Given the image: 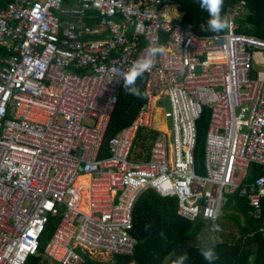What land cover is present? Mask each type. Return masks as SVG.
I'll use <instances>...</instances> for the list:
<instances>
[{
	"label": "built area",
	"instance_id": "built-area-1",
	"mask_svg": "<svg viewBox=\"0 0 264 264\" xmlns=\"http://www.w3.org/2000/svg\"><path fill=\"white\" fill-rule=\"evenodd\" d=\"M170 4L8 0L0 9V264H26L37 255L53 217L46 264L132 255V211L142 191L174 197L186 219L214 221L224 192L240 187L251 163L263 172L241 193L259 215L264 71H253L264 65V38L237 30L245 0L209 35L181 15L170 17ZM145 58L144 102L100 155L123 79ZM203 108L209 119L198 173L196 120ZM141 129L156 137L148 159L132 160Z\"/></svg>",
	"mask_w": 264,
	"mask_h": 264
},
{
	"label": "trees",
	"instance_id": "trees-1",
	"mask_svg": "<svg viewBox=\"0 0 264 264\" xmlns=\"http://www.w3.org/2000/svg\"><path fill=\"white\" fill-rule=\"evenodd\" d=\"M7 1L0 0V9ZM237 1L239 0H222L220 8L222 20L224 14ZM172 2L179 8L182 22L194 23L197 33L209 35L215 32L209 30L208 13L200 7L199 0H172ZM245 2L247 11L237 20V30L264 38V0H245ZM67 19L72 18L67 17ZM129 74L135 75L132 71ZM144 81L145 73L141 72L135 78V86L141 93L139 96L131 95L122 86L104 134L100 155L106 154L109 138L131 122L144 102ZM208 119V110L203 108L200 117L196 120L194 168L198 173H202L203 169L202 157ZM160 128L164 129V126ZM137 135L131 159L145 160L148 158L150 142L156 137V132L141 129ZM262 172L260 164L251 163L240 187L228 194L229 197L225 199L223 208L234 209L242 216L243 223L239 225L238 236L230 237L228 234L220 233L219 236L222 237L220 240L207 239L205 228L218 222V218L203 222L200 219H186L177 214V201L174 197H162L155 190L148 188L137 197L132 211L133 225L130 234L136 240L132 255L114 254L110 261L104 262L84 254L83 264H176L181 254L187 256L184 264H209L200 252L204 246L214 249L216 259L211 264H249L250 260H253L254 264H264V196L261 197L260 213L256 217L250 212L251 207L246 195L241 193L242 188L249 187ZM56 220V217L49 220L40 240L38 254L29 257L26 264H46L42 252Z\"/></svg>",
	"mask_w": 264,
	"mask_h": 264
},
{
	"label": "clouds",
	"instance_id": "clouds-1",
	"mask_svg": "<svg viewBox=\"0 0 264 264\" xmlns=\"http://www.w3.org/2000/svg\"><path fill=\"white\" fill-rule=\"evenodd\" d=\"M199 3H200V7L208 13L207 24H208L209 30L217 31L223 28L224 21L222 20L221 15H220V8H221L222 0H215V3H216L215 9H213L212 7L213 0H199ZM149 63H150V60L148 58L137 61L132 66V72H134L135 75L129 74L123 79V88L131 95L133 96L141 95L139 89L135 86V78L137 75H139L149 66ZM200 252L203 258L206 261H208L209 264H211V262L216 259L214 249L210 246L202 247ZM186 259H187L186 254H181L178 257L176 264H184V261Z\"/></svg>",
	"mask_w": 264,
	"mask_h": 264
},
{
	"label": "rangeland",
	"instance_id": "rangeland-1",
	"mask_svg": "<svg viewBox=\"0 0 264 264\" xmlns=\"http://www.w3.org/2000/svg\"><path fill=\"white\" fill-rule=\"evenodd\" d=\"M166 9L170 17H172L174 20L179 19L181 13L177 6H175L174 4H170L168 5ZM85 122L90 123L89 120H85ZM80 179H82L83 181L86 179V177L82 176ZM78 185H80L79 182L76 183V187H78ZM83 187H84V184H83ZM228 194H231V193H228L227 191L224 192V196L226 199L229 197ZM233 220L234 221L236 220V222H234ZM203 221L205 220H202V222ZM242 223H243L242 216L238 212H236L234 209H231V208L222 207L220 211V215L218 217V222L212 223L211 226L205 228L207 239L220 240L222 238L221 236H219L220 233L228 234L230 237H232V235L236 237L239 235L238 228H239V225ZM91 257L94 259H98L100 261L106 262V261L111 260L112 255L106 254V253H93L91 254Z\"/></svg>",
	"mask_w": 264,
	"mask_h": 264
},
{
	"label": "crops",
	"instance_id": "crops-1",
	"mask_svg": "<svg viewBox=\"0 0 264 264\" xmlns=\"http://www.w3.org/2000/svg\"><path fill=\"white\" fill-rule=\"evenodd\" d=\"M260 70H262V71H264V65H261V64H255V71H253V76H255V74H256V72L257 71H260ZM132 121V120H131ZM150 144H151V142H150ZM148 151H149V149H148ZM148 159V158H147ZM146 160V159H145ZM130 264H133V263H130Z\"/></svg>",
	"mask_w": 264,
	"mask_h": 264
},
{
	"label": "snow or ice",
	"instance_id": "snow-or-ice-1",
	"mask_svg": "<svg viewBox=\"0 0 264 264\" xmlns=\"http://www.w3.org/2000/svg\"><path fill=\"white\" fill-rule=\"evenodd\" d=\"M212 7H213V9H215V7H216L215 0H213ZM129 78H131V77H129Z\"/></svg>",
	"mask_w": 264,
	"mask_h": 264
},
{
	"label": "bare ground",
	"instance_id": "bare-ground-1",
	"mask_svg": "<svg viewBox=\"0 0 264 264\" xmlns=\"http://www.w3.org/2000/svg\"><path fill=\"white\" fill-rule=\"evenodd\" d=\"M80 178H81V177H80ZM80 178H79L78 180H79V182H80V184H81V182H83V181H82V179H80ZM82 188L85 189V188L83 187V184H82Z\"/></svg>",
	"mask_w": 264,
	"mask_h": 264
}]
</instances>
